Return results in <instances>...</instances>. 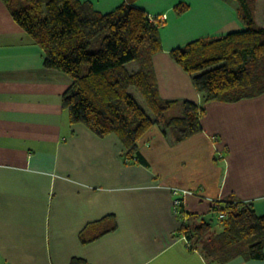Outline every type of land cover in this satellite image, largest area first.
<instances>
[{
    "label": "crops",
    "instance_id": "1",
    "mask_svg": "<svg viewBox=\"0 0 264 264\" xmlns=\"http://www.w3.org/2000/svg\"><path fill=\"white\" fill-rule=\"evenodd\" d=\"M80 1L107 13L125 0ZM133 4L163 22L151 61L160 96L177 101L165 118L182 114V100L200 105L191 75L170 52L243 30L238 0ZM71 83L44 66L42 49L0 0V264H221L185 238L172 190L195 193L186 199L190 222L230 196L264 212V93L208 102L202 131L181 142L154 125L139 141L147 163L135 164L125 162L115 134L100 137L69 121L62 96ZM223 264H264V257Z\"/></svg>",
    "mask_w": 264,
    "mask_h": 264
},
{
    "label": "trees",
    "instance_id": "2",
    "mask_svg": "<svg viewBox=\"0 0 264 264\" xmlns=\"http://www.w3.org/2000/svg\"><path fill=\"white\" fill-rule=\"evenodd\" d=\"M2 1L42 49L44 66L72 79L62 96L69 121L84 124L100 137L115 134L124 146L126 163H147L139 141L154 125L181 142L202 131L200 119L208 102H236L264 93V26L256 21L255 0H238L243 30L199 38L171 50V57L191 75L202 103L182 100V114L170 119L164 113L177 101L160 96L151 61L161 49L163 22L135 6L134 0L107 13L80 0ZM98 37L99 49L90 51ZM131 87L150 113L131 94ZM190 214L185 210L179 215L182 231L209 263L264 257V213H257L252 204L230 196L213 201L199 222L188 221Z\"/></svg>",
    "mask_w": 264,
    "mask_h": 264
},
{
    "label": "rangeland",
    "instance_id": "3",
    "mask_svg": "<svg viewBox=\"0 0 264 264\" xmlns=\"http://www.w3.org/2000/svg\"><path fill=\"white\" fill-rule=\"evenodd\" d=\"M256 1H257V15H258V17H256V19H258V22H259L260 25L264 26V0H255V4H256ZM100 43H101V38L98 37V38L94 39V41L92 42L91 46L89 47V50L90 51L98 50L99 47H100ZM135 66H136V63H134L133 67H135ZM130 92L135 97V99L140 104V106L143 107L145 111L150 113L149 108L147 107L143 97L137 91V89L135 87H131L130 88ZM218 228H219V226L217 227V230H218Z\"/></svg>",
    "mask_w": 264,
    "mask_h": 264
},
{
    "label": "built area",
    "instance_id": "4",
    "mask_svg": "<svg viewBox=\"0 0 264 264\" xmlns=\"http://www.w3.org/2000/svg\"><path fill=\"white\" fill-rule=\"evenodd\" d=\"M163 18H166V15H163ZM172 193L174 195L173 199V210L176 214L180 215L186 209V199L187 197L194 195L195 193L192 190L185 188H173ZM182 210V211H181ZM224 215L220 214L219 218H223Z\"/></svg>",
    "mask_w": 264,
    "mask_h": 264
}]
</instances>
